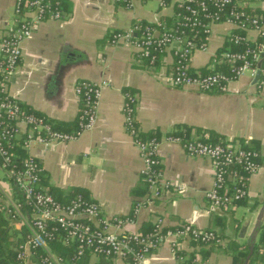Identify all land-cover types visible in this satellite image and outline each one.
Returning <instances> with one entry per match:
<instances>
[{
    "label": "crops",
    "instance_id": "1",
    "mask_svg": "<svg viewBox=\"0 0 264 264\" xmlns=\"http://www.w3.org/2000/svg\"><path fill=\"white\" fill-rule=\"evenodd\" d=\"M250 1V7L264 11V0H255V5ZM176 2L133 0L127 9L114 0H67L64 20L42 23L23 43L22 60L8 92L29 111L62 130L73 131L82 109L77 84L109 82L93 130L51 150L38 147L32 151L44 169L42 189H55L62 196L83 190L108 218L128 216L139 209L134 222L122 228L124 232L147 231L161 219L166 228L187 223L220 236L221 242L210 246L184 241L177 252L171 244H164L150 255V264H194L196 260L197 264H235L232 244L242 249L248 246L264 206V87L258 86L260 79L245 75L223 93L173 88L168 81L173 55H162L154 66L141 60L133 47L110 41L114 32L127 31L135 23L173 21ZM15 4L16 0H0V43L15 21ZM235 31L227 22L214 25L207 48L194 53L191 68L200 72L220 69L222 61L215 60ZM248 37L255 41L258 33L250 31ZM125 93L137 98L135 118L142 134L160 139V168L168 184L160 197L150 194L142 176L143 160L126 127ZM180 130L260 154V171L249 177L245 201L228 209L211 205L207 193L214 180L213 162L190 157L182 145L168 139ZM6 178L0 180V191L6 200L16 199L15 184L7 173ZM31 260L27 264H34ZM79 264L130 263L88 254Z\"/></svg>",
    "mask_w": 264,
    "mask_h": 264
},
{
    "label": "built area",
    "instance_id": "2",
    "mask_svg": "<svg viewBox=\"0 0 264 264\" xmlns=\"http://www.w3.org/2000/svg\"><path fill=\"white\" fill-rule=\"evenodd\" d=\"M64 0H16L15 21L8 27L0 43V166L13 180L17 192L23 197L7 200L0 206V212L14 220H22L30 230L29 240L23 245L18 259L27 264L35 251L45 252L42 264H65L70 262L51 249V242H61L75 248L76 254L71 264H77L87 254L106 259L130 258V264H150V255L164 244H171L175 252L184 241L200 246H210L221 242L220 236L211 230H202L191 224L166 228L163 220L154 224L152 230L143 232L121 231L126 224L134 222L139 209L133 214L112 218L104 217L101 206L84 196H76L68 205L57 202L40 186L42 164L32 154L35 148L44 151L60 144L77 140L84 132L97 125L98 107L102 92L110 86L107 81H80L76 93L82 101L80 128L69 133L59 131L44 116L29 112L21 102L10 96L8 83L16 74L22 60V45L30 39L36 28L44 22L61 21L66 18L61 4ZM127 9L133 0H114ZM177 8L185 13L177 15V28L156 21L154 26L135 23L127 31H117L111 36V44L124 43L133 47L141 60L153 65L158 57L166 53L173 55V70L168 79L170 86L178 89L191 88L202 93H223L228 85L245 75L256 77L260 74L258 86L264 87V19L250 16L241 6H249V0H177ZM163 1L161 6L165 7ZM227 22L242 31L243 35H233L236 45L247 44L239 52H226L218 60L228 68V72L203 73L191 68V60L198 50L206 45H198L183 29L196 30L210 36L213 26ZM250 31H256L258 38L252 41ZM254 44V46H252ZM262 61V67L258 63ZM137 98L125 93L124 114L126 127L138 147L142 160V176L150 194L160 197L168 187L160 168L158 156L160 139L144 138L137 125L135 113ZM184 148L190 157H205L213 162L214 180L207 198L212 206L220 209L236 207L248 197V179L260 171V154L251 148H235L221 142H213L191 137L187 132L181 136H169ZM19 147L27 153L21 159L14 149ZM29 206L33 213L26 218L23 210ZM19 218V219H18ZM120 230L121 232L113 231ZM194 264H197L194 262Z\"/></svg>",
    "mask_w": 264,
    "mask_h": 264
},
{
    "label": "trees",
    "instance_id": "3",
    "mask_svg": "<svg viewBox=\"0 0 264 264\" xmlns=\"http://www.w3.org/2000/svg\"><path fill=\"white\" fill-rule=\"evenodd\" d=\"M66 1L67 0H64L61 4V8L64 11H66V9H67V7L65 5ZM241 9L246 11L250 16H257V17L264 19V11L261 10L260 8H256V7L253 8L250 6H241ZM179 13H185V9L180 8V7L177 8V6H176V16L173 19V21H169V22L164 21L162 23L167 24V26L170 28H177L178 27V25H176L177 19H178L177 15ZM140 24H141V26L150 25V26L156 27L154 24L147 23V22H140ZM183 29L186 31V33L190 34L192 39H194L198 43V45H200V46L201 45H207L208 36L204 35L203 33L197 34L196 30L190 31L189 29H185V28H183ZM243 34L244 33L242 31L236 30L231 35L227 46L220 52L219 57L221 58L222 55L228 51L239 52V51H242L243 49H245L247 47V44L236 45L233 41H231L233 35H243ZM257 41H258V44L264 42V36L260 35V37L258 38ZM252 46H254V44ZM157 62H159V57H158ZM157 62L153 65L156 66L158 64ZM219 67H220V69L215 68L212 71H207V72L205 71L203 73L207 74V73L216 72V71L228 72V68L225 64H220ZM29 112H31V111H29ZM81 112H82V109H81ZM81 112H80V116H81ZM80 116H79V120H78V125L75 128V130H73V131L62 130L59 127H57L56 125H54L51 121L50 122L59 131L73 133V132L78 131L80 128ZM184 132H187V130H185V131L180 130L179 132H177L176 134H174L172 136H181ZM142 136L144 138H153V137L158 138V136H156L155 134H151L148 136L145 134L144 135L142 134ZM13 151L18 156V158L16 160V165L18 166V169H19L21 167V163H20L21 159L23 160L24 158H26L27 154L22 149H19V147H16ZM0 163H1V161H0ZM43 173H44V169H43L42 174H41L40 186L42 185V182H44ZM48 193L51 194L57 202H60L61 204H64V205H68L78 195H81V196H84L85 198H88L87 193L83 190H76L72 194H69L66 196H62L63 194L58 192L55 189L52 190L51 192H48ZM72 196H73V198H71V200H69V201L66 200L67 198L72 197ZM16 199L19 201H22L23 197L20 193L17 192V198ZM5 202H6V199L3 197V194L0 191V203H2V205H3ZM23 213L25 214L26 218L29 217L33 213L32 208H30L29 206L25 207V209L23 210ZM152 228L147 230V231H143V233L150 232V230H152ZM29 236H30V230L25 224H23L22 220H17V219L14 220L13 218L8 217L6 214L0 212V264H22L21 261H19L18 256L22 250L23 245L29 240ZM50 245H51V249L53 252H55L57 255L63 257L65 260H68L70 262H71V259L73 258V256L76 254L74 247L65 246L61 242H57V241L51 242ZM232 248L236 252V253H234V256H233L235 264H245V262L248 260L249 254H250V248L248 246H246V247H243V249H242L241 247L235 246L233 244H232ZM178 256L181 257V255H178ZM44 257H45V252L41 249H37L35 251L34 255L32 256L31 261L34 264H42ZM126 260L129 261V263L131 261L130 258H126ZM80 262L81 261L77 262V264H79ZM248 264H264V224L261 227V230L259 233V238H258L256 247H255L254 253L251 256V258L248 260Z\"/></svg>",
    "mask_w": 264,
    "mask_h": 264
},
{
    "label": "water",
    "instance_id": "4",
    "mask_svg": "<svg viewBox=\"0 0 264 264\" xmlns=\"http://www.w3.org/2000/svg\"><path fill=\"white\" fill-rule=\"evenodd\" d=\"M258 67L259 68L262 67V61H260L258 63ZM259 79H260V74L258 73L257 76H256V80L258 81ZM263 221H264V206H263V208L261 209V211L259 213L256 225H255L254 230H253V233L250 236V240L248 242V247L250 248V254L248 256V260L251 258V256L254 253V250H255V247H256V244H257V238L259 236L261 227L263 225ZM248 260L245 262V264H248Z\"/></svg>",
    "mask_w": 264,
    "mask_h": 264
},
{
    "label": "rangeland",
    "instance_id": "5",
    "mask_svg": "<svg viewBox=\"0 0 264 264\" xmlns=\"http://www.w3.org/2000/svg\"><path fill=\"white\" fill-rule=\"evenodd\" d=\"M261 1V0H259ZM250 3H252V5H255L256 4V1L255 0H251ZM0 180H3V181H8L7 178H6V173L3 169H1V166H0ZM7 202V200H6ZM0 205H2V203H0Z\"/></svg>",
    "mask_w": 264,
    "mask_h": 264
}]
</instances>
